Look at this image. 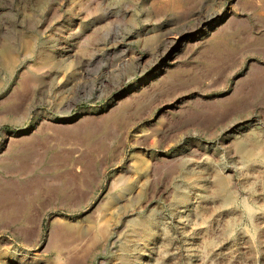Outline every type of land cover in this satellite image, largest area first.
<instances>
[{
	"label": "rangeland",
	"instance_id": "rangeland-1",
	"mask_svg": "<svg viewBox=\"0 0 264 264\" xmlns=\"http://www.w3.org/2000/svg\"><path fill=\"white\" fill-rule=\"evenodd\" d=\"M0 264H264V0H0Z\"/></svg>",
	"mask_w": 264,
	"mask_h": 264
}]
</instances>
